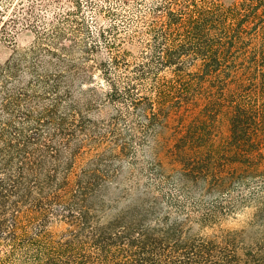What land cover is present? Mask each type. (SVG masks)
Segmentation results:
<instances>
[{
	"label": "trees",
	"instance_id": "obj_1",
	"mask_svg": "<svg viewBox=\"0 0 264 264\" xmlns=\"http://www.w3.org/2000/svg\"><path fill=\"white\" fill-rule=\"evenodd\" d=\"M47 1L0 7L1 41L35 35L0 65V264H264V0H134L123 31L129 0ZM206 82L220 99L204 110L232 111L225 144L195 120L144 164ZM248 207L246 228L223 227Z\"/></svg>",
	"mask_w": 264,
	"mask_h": 264
},
{
	"label": "rangeland",
	"instance_id": "obj_2",
	"mask_svg": "<svg viewBox=\"0 0 264 264\" xmlns=\"http://www.w3.org/2000/svg\"><path fill=\"white\" fill-rule=\"evenodd\" d=\"M59 1V3L66 7V9L70 7L68 2L69 0ZM152 1L153 0H145L147 5H149ZM213 1L224 7H228L234 2V0ZM5 4L6 3H4L3 0H0V7H3L1 10L3 11V14L6 15L7 18L11 17L10 19H17L20 17L21 13L24 14L28 9H32L33 15H45V7L49 5L50 2L47 0H13L12 4L7 6V9H5ZM135 6H137L135 5V1L129 0L128 7L121 10L120 15L122 17H119V20L117 21L120 31L127 29L125 27H127L129 19L137 20ZM57 7L60 6L52 4L49 11L57 13L59 11ZM83 12L89 22H96L97 28L108 27L109 24L106 20L101 18L94 19L90 8L85 7ZM46 17L47 21H49V14ZM7 18H4V21L7 20ZM7 24H9V22ZM7 29H10V24ZM34 37L35 35L33 33V29L28 26L19 27L17 32L13 35L11 42H4L0 40V65H3L14 53H21L26 50L34 41ZM121 37H124V35H121ZM124 49L130 51L133 55H137L139 51H141L140 45L136 43L126 44ZM164 75L168 78L172 76L169 71L165 72ZM219 99L220 97L213 94V89L206 82L201 84L198 91L193 93L188 104L183 105L179 109L170 110L164 127L158 129L148 147L143 151L144 164L155 162L156 157H161L167 148L172 147L177 137L181 133H184L189 123L195 120L205 119L204 125L208 131V138L211 146L214 147V149H221L229 135V120L232 112L231 108L228 104L223 103L220 107H209L204 110L211 101H219ZM109 112L110 109L105 107L102 109L100 114L94 113L92 114V117H106ZM252 212L253 209L251 207L237 210L235 214L228 217L224 221L223 227L230 230H240L246 228V223L250 221Z\"/></svg>",
	"mask_w": 264,
	"mask_h": 264
}]
</instances>
